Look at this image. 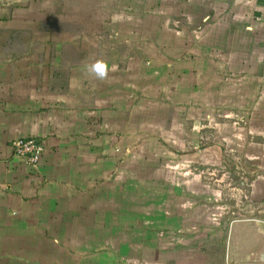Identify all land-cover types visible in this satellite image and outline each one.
Returning a JSON list of instances; mask_svg holds the SVG:
<instances>
[{"label":"crops","instance_id":"0c3cea01","mask_svg":"<svg viewBox=\"0 0 264 264\" xmlns=\"http://www.w3.org/2000/svg\"><path fill=\"white\" fill-rule=\"evenodd\" d=\"M97 61L106 79L89 73ZM236 130L264 149V0H0V264H104L105 237L135 216L123 200L137 150L161 163L167 148H231ZM28 139L45 149L35 166L15 151ZM177 156L170 163L221 159ZM248 159L264 164V151ZM207 174L191 173L182 194L250 191L240 207L255 214L225 206L222 236L200 234L196 219L170 258L223 264L222 244L264 264V171L236 184Z\"/></svg>","mask_w":264,"mask_h":264},{"label":"rangeland","instance_id":"374dc122","mask_svg":"<svg viewBox=\"0 0 264 264\" xmlns=\"http://www.w3.org/2000/svg\"><path fill=\"white\" fill-rule=\"evenodd\" d=\"M239 134L237 130L233 131L231 148L220 146L214 149L215 144L214 147L208 148L207 145H202L197 149L184 148L180 153H176L175 149L167 148L163 153L165 156L161 163L153 160V158L151 162L147 163L149 159L143 158L144 149L137 150L135 187H133L130 195L126 192V197L123 200L126 209L127 203L130 205L134 200L135 216L134 218L127 216L128 218L126 217L118 223L119 227L117 225V228H115L117 236L114 234L112 237L110 234V236L105 237V239H112L111 243L105 242L103 244L104 253L109 254L112 259H105L104 264H175L174 256L171 259L169 255L175 250L174 239L177 235L191 236V225L196 219L204 225V228L200 229V234L222 236L227 232V229L217 226L223 219L225 206H228L229 209L232 207L233 216L245 217L247 213L249 217L253 216L255 211L242 212L240 207V202H245L246 196L249 197L250 202L252 201V192L250 193V191L248 193L242 192L239 195V192L231 189V193L227 191L225 196L220 197V195H216V190L213 187L209 189L210 196L193 197L191 189L187 190V194H182L181 183H189L190 185L193 181L189 178L191 173H199L201 178L205 177L204 175L207 173L215 174V176H208V174L207 176L216 178L215 181L212 179L209 182H217L220 177L219 174L228 172L234 178L231 181L232 184H236L240 180V173L264 171V164L258 163L256 160L248 159L247 162L242 160L244 156H256L264 151L259 145V140L253 139L257 134L254 132L248 133V138L241 143ZM163 150L151 149V152L159 154ZM192 151L198 152L202 161L207 155L221 157V159L219 161H203L192 164L191 161L181 162L178 158L180 154L186 158ZM176 154H178L179 162L170 163V161H174ZM144 169L149 172L145 173ZM232 188H235V185ZM253 197L256 199L254 194ZM198 202L201 203V208L197 212H193L191 209L192 207L195 208V204ZM235 206L239 208L238 211L233 208ZM209 223L212 225L211 228H209ZM133 235L136 236L135 242L132 239ZM145 236L148 238L145 239ZM160 239H162V242H160ZM166 240L168 241L167 244L164 243ZM154 247L155 251L153 250ZM160 247L169 257L161 258L159 254H154L156 251H161ZM216 249L224 253L223 264L239 262V259L235 258V255H232V252L230 253L228 250V245L225 248L222 244H217L214 247V250ZM228 254L230 256L229 261Z\"/></svg>","mask_w":264,"mask_h":264},{"label":"built area","instance_id":"2783aa9c","mask_svg":"<svg viewBox=\"0 0 264 264\" xmlns=\"http://www.w3.org/2000/svg\"><path fill=\"white\" fill-rule=\"evenodd\" d=\"M15 151L17 155L23 157L30 165L35 166L37 165L43 154H44V147L34 139L28 140H20L16 143ZM228 261H229V254H228ZM230 264V263H229ZM235 264H245L242 262H235Z\"/></svg>","mask_w":264,"mask_h":264},{"label":"clouds","instance_id":"9594fccd","mask_svg":"<svg viewBox=\"0 0 264 264\" xmlns=\"http://www.w3.org/2000/svg\"><path fill=\"white\" fill-rule=\"evenodd\" d=\"M112 70H115V66L112 67ZM108 72V66L102 61H97L96 63L89 66V73L96 79H106L108 76Z\"/></svg>","mask_w":264,"mask_h":264},{"label":"water","instance_id":"95a60500","mask_svg":"<svg viewBox=\"0 0 264 264\" xmlns=\"http://www.w3.org/2000/svg\"><path fill=\"white\" fill-rule=\"evenodd\" d=\"M262 262L264 263V254H263V256H262Z\"/></svg>","mask_w":264,"mask_h":264}]
</instances>
